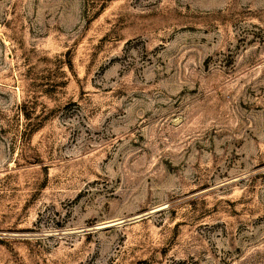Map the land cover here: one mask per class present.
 Returning <instances> with one entry per match:
<instances>
[{
    "label": "rangeland",
    "instance_id": "rangeland-1",
    "mask_svg": "<svg viewBox=\"0 0 264 264\" xmlns=\"http://www.w3.org/2000/svg\"><path fill=\"white\" fill-rule=\"evenodd\" d=\"M0 264H264V0H0Z\"/></svg>",
    "mask_w": 264,
    "mask_h": 264
}]
</instances>
